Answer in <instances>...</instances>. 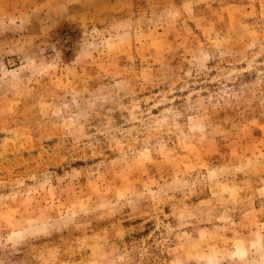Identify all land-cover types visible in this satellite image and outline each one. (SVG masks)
Listing matches in <instances>:
<instances>
[{"label":"rangeland","instance_id":"374dc122","mask_svg":"<svg viewBox=\"0 0 264 264\" xmlns=\"http://www.w3.org/2000/svg\"><path fill=\"white\" fill-rule=\"evenodd\" d=\"M0 264H264V0H0Z\"/></svg>","mask_w":264,"mask_h":264}]
</instances>
